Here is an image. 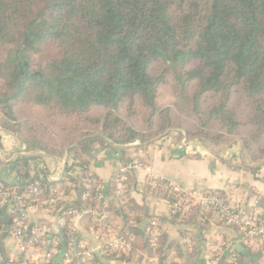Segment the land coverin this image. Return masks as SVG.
Segmentation results:
<instances>
[{
    "label": "trees",
    "instance_id": "trees-1",
    "mask_svg": "<svg viewBox=\"0 0 264 264\" xmlns=\"http://www.w3.org/2000/svg\"><path fill=\"white\" fill-rule=\"evenodd\" d=\"M161 87L171 95L166 105L158 102ZM0 129L32 154L12 161L19 174L13 184L23 189L39 178L44 193L56 181L32 167L41 153L68 152L88 169L97 144L129 160V145L145 148L172 130L212 150L240 142L245 159L258 163L264 159V0H0ZM126 175L133 183V172ZM166 184L155 187L169 204L168 217L156 216L158 227L166 218L198 219L201 229L215 224L238 232ZM116 185L107 181L104 197ZM130 189L125 206L108 201L109 218L122 217L119 233H132L133 244L151 254L145 228L155 216L130 198ZM180 198L189 200L170 213ZM207 241L215 253V236ZM173 249L182 255L161 231L155 247L161 264ZM228 253L222 264H247L243 252ZM95 262L119 264L109 256Z\"/></svg>",
    "mask_w": 264,
    "mask_h": 264
},
{
    "label": "built area",
    "instance_id": "built-area-1",
    "mask_svg": "<svg viewBox=\"0 0 264 264\" xmlns=\"http://www.w3.org/2000/svg\"><path fill=\"white\" fill-rule=\"evenodd\" d=\"M2 134L0 129V141H6ZM23 148H19L14 155L27 154ZM112 157L121 161V165L119 175L114 179L117 185L107 197L102 192L107 181L96 180L89 168H84L70 156L66 157V165L60 176L50 174L41 160L32 164V167L44 168L48 180L56 181L55 185L48 187L46 193L39 178L27 182L23 189H19L13 182L7 184L0 178V212L4 217L8 215L10 220L8 228L6 217L0 221V264H96L95 259L103 256H109L111 262L121 260L122 256H130L135 257V261L146 260L145 264H159L155 255L147 257L141 248L133 244L135 237L132 233H119L118 229L124 223L122 217L109 218L108 201L114 200L118 206H125L128 199L126 173L140 170L143 166L141 161L133 157L123 162L118 150H114ZM68 165L73 166V169L67 171ZM74 181L81 185L80 193L74 190ZM147 181V188L151 192L161 184V180L155 177H149ZM165 187H170L174 192L180 191L168 181ZM187 196L205 211H211L223 219L225 224L236 227L246 243L264 244V206L259 198L254 197L249 203L240 204L214 193ZM189 198L176 201L171 213L180 210L181 203L187 202ZM76 201H82L79 207L75 206ZM3 208L5 213L2 212ZM6 208L12 212L11 216ZM37 210L42 211L50 222L32 224L31 214ZM81 218L90 223V231L86 235L79 230L77 222H73ZM157 226V220L150 218L145 228L149 247L153 251L159 235ZM5 235L13 238L18 245L3 242ZM219 252L214 257L216 262L219 260ZM262 257L264 260V253Z\"/></svg>",
    "mask_w": 264,
    "mask_h": 264
},
{
    "label": "crops",
    "instance_id": "crops-1",
    "mask_svg": "<svg viewBox=\"0 0 264 264\" xmlns=\"http://www.w3.org/2000/svg\"><path fill=\"white\" fill-rule=\"evenodd\" d=\"M3 134L6 141H0V178L3 180L6 178L14 183L19 179L16 167L12 164L16 158L14 153L24 144L18 137L4 131ZM131 146L129 145L130 148L127 149L126 157L129 159L132 157L144 158L145 163L140 170L133 172L134 179L131 184L130 198L140 205L144 204L149 214L155 217L161 215L168 217L169 204L156 192L155 196H147L148 192L143 194L141 180H147L149 177L173 183L178 190H182L186 194L214 193L240 204L249 203L256 197L264 206V159L258 163H250L245 159L240 142L212 150L198 141L183 143L173 139V135H169L145 148L136 149ZM114 150H116L115 147H111L110 152H114ZM110 152L104 146L96 147L92 152L91 163L88 167L95 176L104 181L110 180L119 172L121 165L118 161L115 163L110 160L112 158ZM41 154L43 155L41 162L45 169L52 175L60 176L66 165L68 152H64L60 157ZM60 181L63 182V179ZM6 212L10 216L12 215L9 209ZM30 221L32 224H42L50 222V219L42 211L37 210L31 214ZM196 221L198 222V219ZM73 222H77L79 230L83 231L85 235L90 231V223L85 218L74 219ZM197 222H171L168 218L161 222L159 233L165 232L168 240L177 241L182 249V255L173 249L165 264H222L227 259L230 249L243 252V261L247 264H251L252 261L255 264H264L262 257L264 244L246 243L239 232L230 228L223 229L215 224H211L209 229H201ZM51 231L53 232L54 229ZM214 236L217 242L215 253L210 250L207 241L208 239L211 241ZM9 239L10 237L5 235L2 241L8 243ZM2 241L1 243H3ZM218 252L220 256L216 262L214 257ZM223 254H225V258L222 261ZM124 257L127 259L123 258L113 263L138 264L135 257Z\"/></svg>",
    "mask_w": 264,
    "mask_h": 264
},
{
    "label": "rangeland",
    "instance_id": "rangeland-1",
    "mask_svg": "<svg viewBox=\"0 0 264 264\" xmlns=\"http://www.w3.org/2000/svg\"><path fill=\"white\" fill-rule=\"evenodd\" d=\"M170 98H171V95L169 94V92H168V90H167V88H165V87H161L160 88V91H159V97H158V102L161 104V105H166L167 103H168V101L170 100ZM169 135H173V139H175V140H179V142H183V143H187V142H190V141H195V140H190V141H186V138H185V134H184V132H182V135L181 136H179L178 134H176V131H171L170 133H167L166 135H164V136H161V138H159L158 140H160V139H162V138H164V137H168ZM158 140H156V142L158 141ZM133 144H139V142L138 141H136V142H134V143H132V145ZM152 144H155V142L154 143H152ZM151 145V144H150ZM149 146V145H148ZM97 148L98 147H103V146H101L100 144H97V146H96ZM147 147V146H146ZM105 148H107L108 149V152H110L111 151V147H105ZM99 154H101V152H98ZM111 154H110V156L112 157V154H113V152H110ZM62 154H57V156L58 157H60ZM109 158V157H108ZM110 160L111 161H114L115 163L118 161L119 162V164H121V161H119V160H116V159H114L113 157L112 158H110ZM135 160H139V161H141L142 163H145V160H144V158H139V157H135ZM92 161H94V160H92ZM124 161H126L125 159H123V162ZM92 165H94V164H92ZM69 166V165H68ZM93 167V166H92ZM96 168H97V166H95ZM119 175V172H117L110 180H114V179H116V177ZM110 180H108V181H110ZM127 180H129L130 182H132V179L130 178V179H128L127 178ZM127 180H125V182L127 183V188H131V184L132 183H128L127 182ZM148 181L145 179H143V180H141V187H143V194H144V192H148L147 193V196H155V191H153V192H151V190H149L148 188L146 189V183H147ZM156 194H157V192H156ZM158 195V194H157ZM176 203V202H175ZM174 203V204H175ZM181 205H182V203H181ZM185 206V205H184ZM183 206V207H184ZM197 206H200L199 204H197ZM10 211V210H9ZM10 213L12 214V212L10 211ZM171 213V212H170ZM156 220H157V218L156 217H154ZM158 223V222H157ZM158 227V226H157ZM159 228V227H158ZM9 244L11 245H18V243L13 239V238H10L9 239ZM44 249V248H43ZM143 250V252H144V255L145 256H147V257H150V256H152V255H155V250L154 251H152L153 253H148L145 249H142ZM157 258H158V260H159V257L157 256V255H155ZM146 263V260H142V261H140V260H138V264H145ZM159 264H160V260H159Z\"/></svg>",
    "mask_w": 264,
    "mask_h": 264
},
{
    "label": "water",
    "instance_id": "water-1",
    "mask_svg": "<svg viewBox=\"0 0 264 264\" xmlns=\"http://www.w3.org/2000/svg\"><path fill=\"white\" fill-rule=\"evenodd\" d=\"M25 43H26V45H30V44H31L29 40H25ZM4 180H5L6 182H8V183H11V180H8V179H6V178H4ZM2 212L5 213V209H4V208L2 209ZM5 217L7 218V228H8V225H9L10 220H9L8 215H5ZM224 258H225V254L222 255L221 260L223 261Z\"/></svg>",
    "mask_w": 264,
    "mask_h": 264
}]
</instances>
